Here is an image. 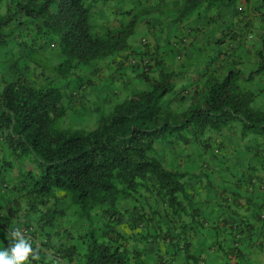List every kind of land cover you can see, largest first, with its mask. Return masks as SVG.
Wrapping results in <instances>:
<instances>
[{
    "label": "trees",
    "instance_id": "obj_1",
    "mask_svg": "<svg viewBox=\"0 0 264 264\" xmlns=\"http://www.w3.org/2000/svg\"><path fill=\"white\" fill-rule=\"evenodd\" d=\"M237 1H5L0 247H9L18 228L32 243L31 264H205L206 248L221 264H257L264 234L251 241L245 205L241 214L236 208L253 187L264 191V180L248 173L256 155L264 171V30L251 31L249 7ZM260 6L264 0L252 9L260 14ZM254 14L262 25L264 12ZM200 17L220 36L195 48L186 37ZM158 32L164 34L155 40ZM245 41L256 50L242 62ZM210 44L220 49L211 52ZM186 47L193 48L189 57ZM132 77L135 85L127 83ZM115 81L122 95L109 100ZM90 90L91 125L77 126L73 93ZM224 139L246 150L234 147L236 160H225ZM240 150L251 155L238 169ZM206 156L223 170L197 162ZM222 175L238 176L246 192L231 191L235 205L216 197L214 219L201 192L226 194L227 184L217 182Z\"/></svg>",
    "mask_w": 264,
    "mask_h": 264
},
{
    "label": "crops",
    "instance_id": "obj_2",
    "mask_svg": "<svg viewBox=\"0 0 264 264\" xmlns=\"http://www.w3.org/2000/svg\"><path fill=\"white\" fill-rule=\"evenodd\" d=\"M236 4L238 6L241 5L244 8H246V6L249 7L248 10H249V15H250V20H251L249 27H250L251 31L257 32L258 30H261L262 27H263V24L261 25L260 23H262V21H259V23L254 22V18L256 17L254 13H256L257 15L261 14V12L259 14L258 12L255 11L256 8L252 9L253 5H257V4H253L252 0H239ZM207 23H208V20H206L205 17H203V18L202 17L195 18V20L191 21L190 26L193 27V28L196 27V30H195V32L193 34L187 36L186 38H187V41H191L192 46L194 45L193 47L196 48V47L202 46V45H204V43L207 42V40L209 38L214 39V37L220 36L219 33L212 34V29L213 28L210 25H208ZM257 24L259 25V27H256ZM162 33L163 32H158L157 34L153 33L152 36H154V38L156 40L157 35L159 37ZM133 46H135V45L133 44ZM233 46H235V43H233ZM225 47L226 46L224 45L222 47V49L224 50ZM207 48L211 52H215L216 50L220 49L219 46H215L214 44H210L209 46H207ZM191 49H193V48L189 47L187 49V47H186L185 50H183L184 51L183 53H185L186 57L190 56V54L188 52ZM255 50H256V46H254V49H253L248 41H245L243 44H241L239 46L238 51H239L240 58L243 60L242 62H246V61L251 60L253 58V53L255 52ZM244 65L245 64H242L241 67H243ZM198 66H199L198 67V70H199L202 67V65L200 66V64H199ZM189 69H190V71H192V70L196 71L197 67H193L191 65ZM195 76H196V74H194V73L189 74L188 77L186 78L187 82L188 83L193 82L195 80ZM230 142L231 143L226 142L225 139L223 140V146L226 149V150H224V153H223L225 160L228 159V157H231V155H232L231 152L235 148L239 147V148H244L245 149V147L236 139H231ZM245 150H240V154H238V159H240L239 165L237 164L236 161H234L236 163V165H238V169L243 167V166L240 165V163H243L241 161V159L248 160V157L251 155L249 152H247ZM210 157H208V158H207V156H206V158L201 157V159H198L197 162L198 161L205 162V164L207 163L210 166L213 165L212 169L215 168L216 170L222 171L223 170V165L220 164L219 161H215L214 157H211V158ZM253 158H251L249 160V164L252 165L254 167V169L253 170H249L248 173H252L255 177H258V178L264 180V171H263L262 166H261V164L263 162H261L259 160V156H257V155L254 156ZM231 159L232 160H236V159H233L232 157H231ZM189 161H193V160L189 159ZM244 164L245 163H243V165ZM237 175L239 176V174H237ZM222 176H223V179L222 180H218L217 182L219 184H223L224 182L227 184L228 192L226 194H219L217 190H211L210 191V190H208L206 188L204 189V192L203 191L201 192V196L204 197L205 199H207V201L209 202V205L205 204V206L207 207V210L211 213V215H212L211 217L214 218V219H217V217H216L217 215H216L215 207H214L215 204L213 203L214 199L216 197H217L216 198L217 203H225V202H227L229 204L235 205L234 204V199H235V197L237 195V192H236V194H231V191H234V189H237V191H238V189H239V193L242 194L241 191H245L246 190V187H242L241 184L238 185V182H237L238 176L236 178L232 179V180H230V177H228L227 175H222ZM243 196H244L245 203H244L243 197H242V202H240V204L237 203L239 205L240 209L236 208V210H237L238 214H241L242 213L241 212V209H242L241 205H243V204L245 205V207H244V209H245L244 216L249 220L247 222L252 223V225L255 228V229H253V233L250 236V240L251 241H254V240H257V239L260 240V239H262L260 234L261 233L264 234V223H262L263 222L262 218H264V191H260V190L256 189L255 187H253V189L250 192L249 197H248V195H246V196L243 195ZM245 197H248V199L245 200ZM258 207H259L260 211L257 209ZM244 209H242V210H244ZM258 213H261L260 216H261L262 222L257 220ZM233 218H237L238 219V216H234ZM197 238L200 239L201 236H197ZM203 239L205 240V238H203ZM246 239H247L246 236H244V235L241 236V243L244 246H245V243H246ZM207 242H210V241L207 240ZM212 251L213 250H210V249L206 248V250H204L201 253V257H202V259H204L205 264H221V262L219 263V261L217 260L218 259V254L217 253L215 254ZM209 254H211V255H209ZM247 258L250 259V258H253V257L251 255V256H247ZM248 262L251 263L252 261H248ZM256 263L257 264H264V255L257 256Z\"/></svg>",
    "mask_w": 264,
    "mask_h": 264
},
{
    "label": "rangeland",
    "instance_id": "obj_3",
    "mask_svg": "<svg viewBox=\"0 0 264 264\" xmlns=\"http://www.w3.org/2000/svg\"><path fill=\"white\" fill-rule=\"evenodd\" d=\"M238 2V1H237ZM236 2V3H237ZM252 2H253V4H257V5H260L261 4V2H262V0H252ZM4 6H5V0H3L1 3H0V12H3V9H4ZM259 11H261V12H264V7H262V6H260V8H259ZM2 14V13H1ZM256 27H259V25L257 24L256 25ZM262 30H264V23H263V29ZM164 33V32H163ZM145 35V34H144ZM137 36H139L138 34H137ZM143 36V35H142ZM139 39H140V37H138L137 38V40H135V42H134V45H137L138 44V41H139ZM148 42V36L146 35V43ZM13 50V49H12ZM0 59H3L2 57H0ZM105 70H103V72H104V74L105 75H108L109 76V78H110V76L112 75V68L110 69V70H108L109 68H104ZM129 72H131V71H128V73L127 74H129ZM132 73V72H131ZM108 76H97L96 77V80L97 81H105L106 80V78L108 77ZM98 77H102V79H99ZM128 80V84H130V85H135L136 84V82H134V79H133V77L132 78H129V79H127ZM97 81H96V83H97ZM256 81H258V77L256 78ZM99 83V82H98ZM120 87H123L122 86V84L120 83V82H118V81H115L114 83H113V85L111 86V87H107V89H106V91H108V93H109V100H111V98L112 99H115V98H117V97H119V98H121V93H119V90L121 89ZM124 89V91L126 90V88H123ZM99 91L102 93H100L101 95H102V97H103V93H104V90L102 89V88H100L99 87ZM113 91H116L115 92V95L114 96H110V93H112ZM94 93V92H93ZM90 94H91V90L90 91H88V94L87 95H83V96H80V97H77L76 99H75V101L73 102V104H72V108H71V118H72V122H73V124H75V125H77V126H81V127H88V126H90L91 124H90V121L88 122V119H92V117H90L89 118V111L88 110H90V106L92 107L93 106V100H94V98L92 97V96H90ZM95 95V94H94ZM102 97H100V99H99V102H101L103 99H102ZM123 97V96H122ZM92 98H93V100H92ZM118 98V99H119ZM91 100H92V102H91ZM92 127V126H91ZM91 127H89V128H91ZM226 140V142H229V143H231L230 142V140L229 139H225ZM193 147V149L196 151V152H201L200 150H201V146L200 145H193L192 146ZM195 152V153H196ZM198 153V154H199ZM213 166V165H212Z\"/></svg>",
    "mask_w": 264,
    "mask_h": 264
},
{
    "label": "clouds",
    "instance_id": "obj_4",
    "mask_svg": "<svg viewBox=\"0 0 264 264\" xmlns=\"http://www.w3.org/2000/svg\"><path fill=\"white\" fill-rule=\"evenodd\" d=\"M8 240L9 247H0V264H31L30 256L35 259V253L30 239L17 228Z\"/></svg>",
    "mask_w": 264,
    "mask_h": 264
},
{
    "label": "built area",
    "instance_id": "obj_5",
    "mask_svg": "<svg viewBox=\"0 0 264 264\" xmlns=\"http://www.w3.org/2000/svg\"><path fill=\"white\" fill-rule=\"evenodd\" d=\"M74 94V96H76V98L78 97V96H80V95H78V94H76V93H73Z\"/></svg>",
    "mask_w": 264,
    "mask_h": 264
}]
</instances>
